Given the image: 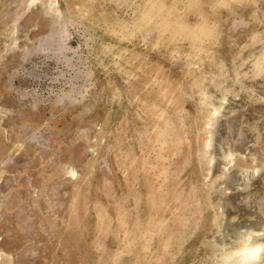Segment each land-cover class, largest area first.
Wrapping results in <instances>:
<instances>
[{
    "label": "rangeland",
    "instance_id": "1",
    "mask_svg": "<svg viewBox=\"0 0 264 264\" xmlns=\"http://www.w3.org/2000/svg\"><path fill=\"white\" fill-rule=\"evenodd\" d=\"M56 1L0 0V264H264V0Z\"/></svg>",
    "mask_w": 264,
    "mask_h": 264
},
{
    "label": "bare ground",
    "instance_id": "2",
    "mask_svg": "<svg viewBox=\"0 0 264 264\" xmlns=\"http://www.w3.org/2000/svg\"><path fill=\"white\" fill-rule=\"evenodd\" d=\"M37 0H29V6H32ZM57 3L53 0V4ZM209 144V143H208ZM263 251L262 244H252V236L248 235L242 247L238 248L231 257L232 264H252L258 261Z\"/></svg>",
    "mask_w": 264,
    "mask_h": 264
}]
</instances>
